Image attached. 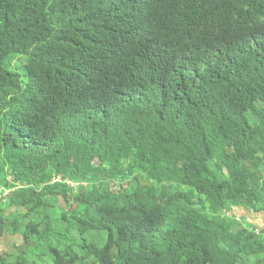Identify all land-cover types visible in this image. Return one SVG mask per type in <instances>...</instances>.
I'll return each mask as SVG.
<instances>
[{
  "label": "trees",
  "instance_id": "1",
  "mask_svg": "<svg viewBox=\"0 0 264 264\" xmlns=\"http://www.w3.org/2000/svg\"><path fill=\"white\" fill-rule=\"evenodd\" d=\"M263 212L264 0H0V264H264Z\"/></svg>",
  "mask_w": 264,
  "mask_h": 264
},
{
  "label": "rangeland",
  "instance_id": "2",
  "mask_svg": "<svg viewBox=\"0 0 264 264\" xmlns=\"http://www.w3.org/2000/svg\"><path fill=\"white\" fill-rule=\"evenodd\" d=\"M77 184L78 183H76V185ZM18 242H22L18 235H4L0 239V250L9 249L10 251H13L15 249V244Z\"/></svg>",
  "mask_w": 264,
  "mask_h": 264
},
{
  "label": "crops",
  "instance_id": "3",
  "mask_svg": "<svg viewBox=\"0 0 264 264\" xmlns=\"http://www.w3.org/2000/svg\"><path fill=\"white\" fill-rule=\"evenodd\" d=\"M247 216L250 218L249 220H253L255 224H257L260 227L264 228V212L259 213L257 215H253L251 213H248ZM2 238V237H1Z\"/></svg>",
  "mask_w": 264,
  "mask_h": 264
},
{
  "label": "water",
  "instance_id": "4",
  "mask_svg": "<svg viewBox=\"0 0 264 264\" xmlns=\"http://www.w3.org/2000/svg\"><path fill=\"white\" fill-rule=\"evenodd\" d=\"M242 226H240V228H241Z\"/></svg>",
  "mask_w": 264,
  "mask_h": 264
}]
</instances>
